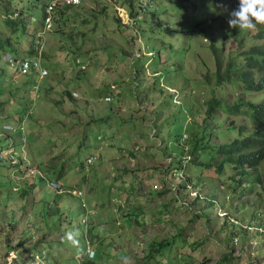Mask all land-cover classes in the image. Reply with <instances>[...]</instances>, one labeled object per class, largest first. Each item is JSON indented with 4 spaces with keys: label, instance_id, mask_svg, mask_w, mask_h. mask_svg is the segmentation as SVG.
I'll use <instances>...</instances> for the list:
<instances>
[{
    "label": "rangeland",
    "instance_id": "1",
    "mask_svg": "<svg viewBox=\"0 0 264 264\" xmlns=\"http://www.w3.org/2000/svg\"><path fill=\"white\" fill-rule=\"evenodd\" d=\"M130 1L120 0L121 15L128 22L136 13L134 27L119 26V10L103 0L53 14L58 21L41 34L49 74L40 79L15 73L6 55H27L40 41L49 0H0V40L15 42V51H0V264H122L121 256L131 264H264V190L233 191L230 171L180 164L214 98L205 81L216 67L210 46L225 56L241 38L248 49L258 44L257 26H229L239 0ZM10 20L28 23L26 33ZM36 85L41 96L23 134L4 129H16ZM216 92L230 103L242 93L231 84ZM232 119L248 123L217 115L208 140L234 139ZM58 182L83 188L86 207L60 195ZM69 231L94 259H78Z\"/></svg>",
    "mask_w": 264,
    "mask_h": 264
},
{
    "label": "trees",
    "instance_id": "2",
    "mask_svg": "<svg viewBox=\"0 0 264 264\" xmlns=\"http://www.w3.org/2000/svg\"><path fill=\"white\" fill-rule=\"evenodd\" d=\"M130 4L133 7L134 1L132 0ZM67 8L64 7L63 9ZM103 11H107L106 6ZM115 20L119 26L123 25L121 18L117 17ZM7 22L15 32L18 30L25 33L28 28V23L24 20ZM258 28V33L253 36L258 44L245 49L243 53L231 51L226 58V55L222 56L215 45L211 46L216 53V70L214 80H210L207 75L205 81L213 87L214 98L209 100L207 116L203 124L198 127V131L202 133L198 134L197 131L193 135V145L190 143L188 150L192 163L206 166L208 169L214 168L218 174H222L226 170L230 171L229 179L231 181L234 175L238 176V179L234 181L238 187H232L233 191H237L239 188V190L250 193L256 187L264 190V99L257 101L246 97L249 94L263 93L262 97L264 98V24H258ZM5 45L9 47V50L15 51L13 48L15 47L14 41L10 43L9 40L4 42L0 40V51H3ZM230 84L242 91L232 103L224 101L216 95L217 87L224 88ZM217 115L227 117L234 115L237 118L241 117L242 120L244 116L248 123L244 124L243 121L239 123L232 119L230 125L236 134L235 138L228 143L215 145L208 140L209 128L206 126L209 120ZM180 151L184 156L186 153L185 146ZM183 161L180 160V164ZM258 171L259 177L252 174ZM152 246L153 251L156 250L158 244L153 242Z\"/></svg>",
    "mask_w": 264,
    "mask_h": 264
},
{
    "label": "clouds",
    "instance_id": "3",
    "mask_svg": "<svg viewBox=\"0 0 264 264\" xmlns=\"http://www.w3.org/2000/svg\"><path fill=\"white\" fill-rule=\"evenodd\" d=\"M103 1H107V2L109 1L110 4H113L116 7L117 11L119 10L118 14H120V15H117V17L122 19L123 25L128 26V27L129 26L134 27L137 25V18L135 17L136 13L135 14L131 13L130 20L128 22L125 21L124 17L121 15V10L124 7L120 6V0H103ZM130 2H129V4H130ZM80 5H81V0H49L48 5L45 6V8H46L45 22H44L45 31L39 32L38 36H37L40 39V41L37 42V44L34 45L33 48L32 47L27 48V50L29 51L27 55L19 56L18 54H12V53L7 52L8 53L6 55L7 60L13 66L15 73L20 74V75H28L31 73H36L39 75L40 79L46 78L48 76L49 70L47 68H45V66L43 65L46 45L43 43L44 41H41L42 37H43V36L41 37V34H43L45 36L46 31L50 30L53 27L54 23L56 22V20L53 18V14L54 15L59 14V12L64 7H68L67 9H71V8L79 7ZM130 6H131V4H130ZM134 6H135V1H134ZM144 6H145V2L143 3L142 8L140 9L141 11L144 9ZM57 7H58V9H57ZM59 8H61V9H59ZM60 14H62V13H60ZM228 24L230 27H238L239 29H246V30L254 29L257 26L256 30L254 32H252V35L254 36L259 31L258 24H264V0H239L238 9L234 10L230 13V18L228 20ZM25 33H23V35ZM234 39L238 42V48H239L238 51H235V53H239V52L243 53V51L245 50L243 47L244 39H241V38H234ZM254 42H255V40H254ZM260 43L262 44V42H260ZM253 45H255V44H253ZM211 50H212V48H211ZM30 51H32V52H30ZM232 51H234V50H232ZM213 52L216 55L215 51H213ZM230 52L226 54V56H225L226 58L228 57ZM215 63H216V56H215ZM78 65L81 68V72H85L86 69L88 68V66L90 67V63L86 64V63L80 62L79 60H78ZM215 66H216V64H215ZM215 70H216V67H215ZM34 90H35V92L30 93L31 100H30V105H29L28 109L26 111H24L23 113H20V114H17V112H16V114L20 117V120H21V122L19 124H18V122L16 123V129L11 127V125H6V124L3 125L4 129L12 130L13 133L20 130L23 134V126L26 125V122H25L26 118L31 117L32 110L36 107L37 102L41 96L40 93L42 91L40 93H38V91H37L38 86L37 85L34 87ZM74 95H78V93L74 92ZM238 95H236V96H238ZM110 99H111L110 97H106V100L109 101ZM1 117H4L2 113H1ZM233 133H235V132H233ZM235 136H236V134H235ZM189 156H190V158H188ZM95 158L96 157L87 158V162L89 163V165L94 164L93 162H95ZM200 158H202V157H200ZM185 159H189L187 161H190L191 155H184L182 160L185 161ZM57 175L60 176L59 173H57ZM237 179H238V176H237ZM52 186L58 192L61 190L60 195L63 194L64 192H69V193L75 195L76 197H78L82 201L83 206L86 207V202L84 201L85 199H84V189L83 188L80 189L78 187H75V189H64L62 187L61 182L60 183L59 182L53 183ZM84 186H85V184H84ZM87 218H88V215H87ZM243 229H245V228L243 227ZM78 235H79V233L69 231V232L65 233L64 239L67 242H70L73 246L78 248V259L82 256H87V258L89 260L94 259L96 253L91 247H89L86 252H84L82 249H79V241H78V239H76V237ZM14 252L15 251L9 252L8 257ZM120 260H121L122 264H131L130 257H128V256H121Z\"/></svg>",
    "mask_w": 264,
    "mask_h": 264
}]
</instances>
